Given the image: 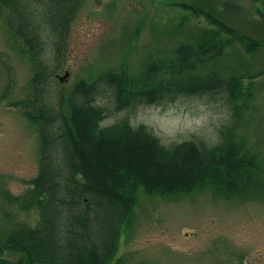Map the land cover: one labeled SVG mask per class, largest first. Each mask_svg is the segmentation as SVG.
Here are the masks:
<instances>
[{
    "label": "rangeland",
    "instance_id": "374dc122",
    "mask_svg": "<svg viewBox=\"0 0 264 264\" xmlns=\"http://www.w3.org/2000/svg\"><path fill=\"white\" fill-rule=\"evenodd\" d=\"M181 3L204 9L255 41L264 39V0H80L63 48L56 52L48 40L46 99L68 96L79 81L92 82L107 71L137 75L149 59L170 53L191 32L215 27ZM8 10L4 6L0 15V239L16 226L34 227L41 220L40 208L24 202L29 181L50 155L37 124L24 113L35 112L30 101L35 66L9 29ZM252 48L233 41L215 63L222 74L245 75L238 97L223 89L116 110L111 90L99 92L103 124L126 117L148 127L164 145L192 139L210 146L233 129L234 140L255 156L258 177L241 194L211 185L179 193L138 187L110 264H264V45ZM62 111L67 112L66 102ZM3 256L4 264L22 258L10 250Z\"/></svg>",
    "mask_w": 264,
    "mask_h": 264
},
{
    "label": "trees",
    "instance_id": "16d2710c",
    "mask_svg": "<svg viewBox=\"0 0 264 264\" xmlns=\"http://www.w3.org/2000/svg\"><path fill=\"white\" fill-rule=\"evenodd\" d=\"M33 1L40 4L34 7ZM79 1L0 0V15L9 7V29L34 61L30 101L35 112L24 113L50 151L29 181L24 202L40 208L41 220L34 227L16 226L0 239V264L9 250L21 254L15 264H110L138 187L179 193L211 185L241 194L258 183L255 156L234 140L233 129L210 146L192 139L164 145L148 127L132 125L126 117L103 124L105 109L96 99L108 88L114 109L120 110L223 89L238 97L245 75L222 74L215 63L233 41L252 51L264 39L255 41L204 9L181 3L215 27L191 32L170 53L149 59L137 75L107 71L92 82L79 81L52 103L44 95L49 76L44 55L48 40L56 52L63 48Z\"/></svg>",
    "mask_w": 264,
    "mask_h": 264
},
{
    "label": "water",
    "instance_id": "95a60500",
    "mask_svg": "<svg viewBox=\"0 0 264 264\" xmlns=\"http://www.w3.org/2000/svg\"><path fill=\"white\" fill-rule=\"evenodd\" d=\"M67 76H68V72L65 71L64 74H62L61 76H59V80L60 81H63V80H65L67 78Z\"/></svg>",
    "mask_w": 264,
    "mask_h": 264
}]
</instances>
